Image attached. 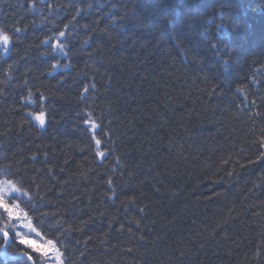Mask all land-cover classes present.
I'll return each instance as SVG.
<instances>
[{"label":"trees","instance_id":"trees-1","mask_svg":"<svg viewBox=\"0 0 264 264\" xmlns=\"http://www.w3.org/2000/svg\"><path fill=\"white\" fill-rule=\"evenodd\" d=\"M0 26V180L49 214L35 243L64 264H264V0H0Z\"/></svg>","mask_w":264,"mask_h":264},{"label":"snow or ice","instance_id":"snow-or-ice-1","mask_svg":"<svg viewBox=\"0 0 264 264\" xmlns=\"http://www.w3.org/2000/svg\"><path fill=\"white\" fill-rule=\"evenodd\" d=\"M31 6V5H30ZM51 7V6H50ZM81 10L77 9L79 13ZM75 19V17H74ZM68 25H65L67 28ZM87 27V25H85ZM24 29L20 27H12V34H19ZM66 33L60 31L56 40L57 43L52 44L53 51L59 50L64 52V44L59 42L61 37H64ZM50 38H45L42 43H48ZM14 43L12 35L5 27L0 26V50L6 55ZM12 66L9 65V69ZM53 68L57 67L56 64L52 65ZM5 71H8L7 69ZM95 87V85H93ZM87 91V86L84 89ZM40 100H45L44 96L40 97ZM28 115L33 121H35L41 128L46 125V110L43 104L40 105V109L37 112H29ZM89 123V121H85ZM92 127L96 125L92 122ZM96 145L99 148L100 140H96ZM259 147L264 148V135L259 138ZM98 156H105L103 152L97 151ZM264 159V152H261L256 156L255 160H249V164H253L256 161ZM118 162V161H117ZM227 163V161H222ZM112 183L111 180L108 181ZM25 207H21V205ZM27 208V210H25ZM38 205L34 201L33 197L27 190L17 186L12 180H0V264H10L12 261H18L19 264H64V253L60 251L58 244H62L63 241L55 239H47L44 244L38 245L34 241H31L28 237L30 234H35L37 238H42L40 232H37L34 227L35 222H39L43 229V217L49 214L43 213L36 216H30L29 213H36ZM59 223V222H57ZM29 229V233H25L22 230H17L18 227ZM10 249H13L10 251Z\"/></svg>","mask_w":264,"mask_h":264},{"label":"rangeland","instance_id":"rangeland-1","mask_svg":"<svg viewBox=\"0 0 264 264\" xmlns=\"http://www.w3.org/2000/svg\"><path fill=\"white\" fill-rule=\"evenodd\" d=\"M97 151H99L98 148H96V152H93V155H94V153H95V155H97ZM17 230H22V231H24L25 233H29V229H27V228H22V226L18 227ZM28 238H29L31 241H34V240L32 239V237H31V235H29ZM36 244H38V243H36ZM38 245H41V244H38ZM41 246H42V245H41Z\"/></svg>","mask_w":264,"mask_h":264},{"label":"bare ground","instance_id":"bare-ground-1","mask_svg":"<svg viewBox=\"0 0 264 264\" xmlns=\"http://www.w3.org/2000/svg\"><path fill=\"white\" fill-rule=\"evenodd\" d=\"M240 96H241V94H240Z\"/></svg>","mask_w":264,"mask_h":264}]
</instances>
